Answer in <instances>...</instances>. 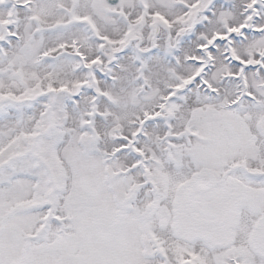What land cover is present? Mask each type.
I'll list each match as a JSON object with an SVG mask.
<instances>
[{"label": "snow or ice", "instance_id": "snow-or-ice-1", "mask_svg": "<svg viewBox=\"0 0 264 264\" xmlns=\"http://www.w3.org/2000/svg\"><path fill=\"white\" fill-rule=\"evenodd\" d=\"M0 264H264V0H0Z\"/></svg>", "mask_w": 264, "mask_h": 264}]
</instances>
